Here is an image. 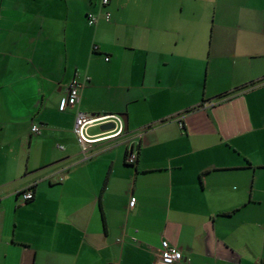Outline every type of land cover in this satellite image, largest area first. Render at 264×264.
<instances>
[{"label": "crops", "instance_id": "crops-1", "mask_svg": "<svg viewBox=\"0 0 264 264\" xmlns=\"http://www.w3.org/2000/svg\"><path fill=\"white\" fill-rule=\"evenodd\" d=\"M101 1L0 0V264H264V0Z\"/></svg>", "mask_w": 264, "mask_h": 264}, {"label": "built area", "instance_id": "built-area-1", "mask_svg": "<svg viewBox=\"0 0 264 264\" xmlns=\"http://www.w3.org/2000/svg\"><path fill=\"white\" fill-rule=\"evenodd\" d=\"M103 5H106L108 0L101 1ZM104 19L109 21L110 14L109 12L104 13ZM97 22V16L91 13L87 14V24L94 25ZM108 60V57H105ZM82 83L78 78L74 77L68 84L67 94L64 96L59 104V109L63 110L67 106H72L77 103L79 99L80 88ZM104 123H112L113 127L111 129L105 130L95 135H90L87 132V129L94 125H100ZM179 125H182V122L178 120ZM41 127L38 124H33L31 126V132L34 134H39ZM124 123L122 117L118 113H107L102 115L90 114L85 112H77L73 124V133L76 139V142L79 146L80 152L83 157L86 158L87 154L93 147V144L120 137L124 133ZM63 148V146H58ZM126 162L133 163L136 159V154L133 151H130L126 155ZM21 197L24 201H28L33 198V193L30 189H25L21 192ZM134 199H131V205L133 204ZM158 263L159 264H175L182 259L181 251L170 244L166 239H163L160 243V248L158 252Z\"/></svg>", "mask_w": 264, "mask_h": 264}, {"label": "water", "instance_id": "water-1", "mask_svg": "<svg viewBox=\"0 0 264 264\" xmlns=\"http://www.w3.org/2000/svg\"><path fill=\"white\" fill-rule=\"evenodd\" d=\"M121 117H122V119H123V123H124V129L126 130V128H127V119H126V116L124 115H121V114H119ZM113 127V124L112 123H104V124H101L100 125V128L101 129H104V130H108V129H111Z\"/></svg>", "mask_w": 264, "mask_h": 264}, {"label": "trees", "instance_id": "trees-1", "mask_svg": "<svg viewBox=\"0 0 264 264\" xmlns=\"http://www.w3.org/2000/svg\"><path fill=\"white\" fill-rule=\"evenodd\" d=\"M31 200V199H30ZM29 201V200H28Z\"/></svg>", "mask_w": 264, "mask_h": 264}, {"label": "rangeland", "instance_id": "rangeland-1", "mask_svg": "<svg viewBox=\"0 0 264 264\" xmlns=\"http://www.w3.org/2000/svg\"><path fill=\"white\" fill-rule=\"evenodd\" d=\"M95 130V129H94Z\"/></svg>", "mask_w": 264, "mask_h": 264}]
</instances>
